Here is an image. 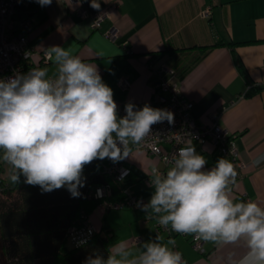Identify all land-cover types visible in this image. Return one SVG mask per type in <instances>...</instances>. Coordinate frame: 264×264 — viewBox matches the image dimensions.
Listing matches in <instances>:
<instances>
[{"label":"crops","instance_id":"obj_1","mask_svg":"<svg viewBox=\"0 0 264 264\" xmlns=\"http://www.w3.org/2000/svg\"><path fill=\"white\" fill-rule=\"evenodd\" d=\"M26 2L33 24L27 32L32 56L25 73L34 67L52 69L50 61L41 62V53L58 45L97 66L118 106L124 102L155 105L159 96L166 95L155 88L156 76L148 65L150 61L155 66L166 64L175 71L183 96L193 103L194 121L207 125L218 114V124L236 136L240 158L247 166L233 186V199L243 201L246 195L264 207V162L253 164L264 155V0H98L99 9L91 7L89 0L87 9L105 11L108 16L98 30H91L90 20L79 17L72 4ZM206 8L209 18L201 16ZM110 28L119 33L116 42L103 35ZM121 79L128 82L127 89L119 86ZM193 145L208 160L206 168L222 157L210 144ZM120 162L134 179L128 191L147 204L154 189L143 180L150 178L153 165L162 171L166 167L134 147L131 156ZM2 165L6 176L8 166ZM87 217L99 236L113 237L111 245L126 240L134 246L136 241L154 240L157 234L164 242L174 239V250L182 253L187 264H226L230 251L238 255L245 251L243 242L224 247L203 242L205 254L200 255L185 238L155 233L156 220L147 219L141 209L105 210L97 205ZM2 248L1 244L0 256Z\"/></svg>","mask_w":264,"mask_h":264},{"label":"clouds","instance_id":"obj_2","mask_svg":"<svg viewBox=\"0 0 264 264\" xmlns=\"http://www.w3.org/2000/svg\"><path fill=\"white\" fill-rule=\"evenodd\" d=\"M36 2L49 6L52 0ZM91 7L99 9L98 0H91ZM45 55L52 69L34 67L0 79V162L8 166L13 184L23 176L24 183L42 192L66 188L72 198H79L85 166L97 159L116 163L129 158L153 125L173 124L174 114L147 104L136 109L129 102L119 117L113 90L95 64L58 45L45 49ZM176 143L186 146L168 158L166 171L151 167L154 191L148 203L138 207L180 235L220 247L243 242V254L230 251L226 264H264V207L233 199L238 176L233 162L221 157L209 169L190 140L177 135ZM262 162L264 155L253 164ZM175 244L159 234L134 246L120 240L108 248L106 258L97 253L84 264H187Z\"/></svg>","mask_w":264,"mask_h":264},{"label":"built area","instance_id":"obj_3","mask_svg":"<svg viewBox=\"0 0 264 264\" xmlns=\"http://www.w3.org/2000/svg\"><path fill=\"white\" fill-rule=\"evenodd\" d=\"M64 3H69L75 6V13L83 18L90 20L91 30H98L101 23L108 17L105 11H90L86 7L85 0H59ZM26 0H0V79H8L16 73H25L26 62L31 58L32 51L28 45L27 32L33 24V18L30 15L19 16L21 8L26 6ZM211 15L210 9L206 8L201 12V16L209 18ZM105 38L112 42H116L119 38V33L115 28H110L103 32ZM127 51L126 43H122ZM41 62L48 63L49 60L45 55V51L41 53ZM148 67L156 76L155 88L166 96H159L157 104L150 102L132 103L136 109H141L145 104L153 107L166 109L174 114V123L169 124L167 121L157 123L152 126L150 135L139 146H133L136 150L144 151L156 157L166 167H169L168 158H170L179 147H184L186 144H177L176 136H183L186 140H190L192 144L204 145L210 144L220 155L229 161L233 162L238 172V179H242L247 164L240 158L237 149L234 134H230L221 127L217 120L218 114L212 116L213 121L207 125L197 124L191 116L193 108L192 101L186 99L177 82L175 71L166 64L155 66V63L150 61ZM119 86L122 89H127L129 84L126 80L121 79ZM129 102H124L118 106V116L123 117L125 113V105ZM106 163L102 164V172L111 177L114 181L121 183L129 174L130 169L121 162L113 163L105 158ZM0 162V191L8 187L5 181L4 169ZM123 177V178H121ZM150 178H146L143 182L150 186ZM102 191L101 196H97V190ZM124 198L115 202L107 201L106 198L110 195L108 186H97L87 194L88 199L100 200L101 206L105 210H123V209H141L138 207L139 201L130 192L128 188L124 189ZM251 200L244 195L243 201ZM149 219V218H147ZM161 231L166 232L170 236L177 235L185 238L190 243L191 248L198 254L204 255V243L197 240L192 235H180L172 232L169 229L161 227L158 222L155 223V233ZM96 230L90 223L87 216H82L79 224L70 227L67 231L66 242L71 247H79L85 244L88 240L94 237Z\"/></svg>","mask_w":264,"mask_h":264},{"label":"trees","instance_id":"obj_4","mask_svg":"<svg viewBox=\"0 0 264 264\" xmlns=\"http://www.w3.org/2000/svg\"><path fill=\"white\" fill-rule=\"evenodd\" d=\"M88 1L85 0L86 4ZM29 7L26 3L19 16L26 15ZM219 45L221 43L207 47L205 51ZM126 52L130 53L129 50ZM238 69L243 70L241 64H238ZM104 163L105 159H97L85 166L83 174L86 182L80 189L82 196L79 198H72L66 188L42 192L39 186L24 183L23 176L14 188L8 186L2 189L0 243L3 248L0 263L11 258L13 264H84L90 255L97 253L106 258L107 250L114 240L111 236H99L96 233L79 247L69 250L65 247L68 229L79 224L82 216H88L89 211L101 203L100 200L88 199L89 191L97 186H108L110 195L106 200L115 202L124 198V189L133 183L131 170L118 183L102 172Z\"/></svg>","mask_w":264,"mask_h":264},{"label":"rangeland","instance_id":"obj_5","mask_svg":"<svg viewBox=\"0 0 264 264\" xmlns=\"http://www.w3.org/2000/svg\"><path fill=\"white\" fill-rule=\"evenodd\" d=\"M0 154H2V153H0ZM4 174H5V172H4ZM5 176V175H4ZM5 181L7 182V184H8V186L10 187V188H14L15 186H16V184H13L10 180H9V177H8V173L6 174V176H5ZM1 240V239H0ZM0 245H1V243H0ZM65 247H66V249H71V246L69 245V243L68 242H65ZM14 262H13V260L11 259V258H7L6 260H5V263H0V264H13Z\"/></svg>","mask_w":264,"mask_h":264}]
</instances>
